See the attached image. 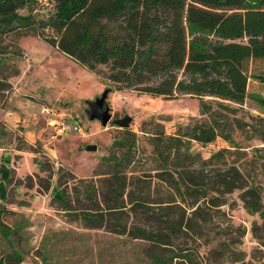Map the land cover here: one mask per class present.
<instances>
[{
	"label": "rangeland",
	"instance_id": "rangeland-1",
	"mask_svg": "<svg viewBox=\"0 0 264 264\" xmlns=\"http://www.w3.org/2000/svg\"><path fill=\"white\" fill-rule=\"evenodd\" d=\"M45 2L32 6L35 15ZM2 42L11 52L0 60V111H9L12 123L0 115V164L8 167L0 174V264H264V121L257 130L250 119L264 111L249 98L241 128L232 131L234 146L220 136L204 145H169L188 123L206 119L197 97L112 90L106 97L112 116L101 126L83 112L84 99L110 85L101 73L30 29ZM250 68L264 69V60L252 59ZM247 90L264 96L257 80ZM39 104L50 112L40 115ZM124 114L132 117L127 127L112 122ZM88 143L96 149H84ZM188 143L192 154L183 157ZM176 165L189 192L177 186ZM49 172L52 185L60 178L66 205L37 185ZM250 183L259 187L258 199L243 191ZM245 201L252 208L260 201L261 210ZM181 215L180 225L169 229L166 220ZM134 226L167 233L168 243L134 237ZM185 252L190 260L181 259Z\"/></svg>",
	"mask_w": 264,
	"mask_h": 264
},
{
	"label": "trees",
	"instance_id": "trees-1",
	"mask_svg": "<svg viewBox=\"0 0 264 264\" xmlns=\"http://www.w3.org/2000/svg\"><path fill=\"white\" fill-rule=\"evenodd\" d=\"M37 1L0 0V60L11 52L2 42L4 36L30 29L83 67L101 73L113 90L128 88L163 98L197 97L199 113L206 119L188 123L179 136L169 137V145L185 140L204 145L220 136L234 146L232 131L243 124L246 99L264 111V96L247 90L250 79L264 84V69L250 68L252 59L264 60V0H46L44 12L35 15L32 6ZM250 119L261 130L264 116ZM188 146L184 145L183 157L192 154ZM225 150L220 148L209 158ZM174 172L178 188L182 185L189 192L183 170L176 165ZM46 176L37 185L66 205L69 197L59 187L60 178L52 185L50 172ZM196 177L203 180L201 174ZM258 188L250 183L243 191L258 199ZM4 190L0 181L1 197ZM245 202L251 210H261L260 201L253 208ZM94 214L82 216L103 219L102 213ZM182 217L166 220L167 227L173 230ZM162 234L167 236L140 226L131 229L134 237L168 243ZM180 256L191 259L186 252ZM152 257L162 262L158 255Z\"/></svg>",
	"mask_w": 264,
	"mask_h": 264
},
{
	"label": "water",
	"instance_id": "water-1",
	"mask_svg": "<svg viewBox=\"0 0 264 264\" xmlns=\"http://www.w3.org/2000/svg\"><path fill=\"white\" fill-rule=\"evenodd\" d=\"M113 90L111 85H105L102 91L95 95L93 98H85L86 107L83 109L84 115L87 120H97L101 126H105L111 118L110 106L106 103L107 94ZM104 103H106L104 105ZM132 117L129 114L113 118L112 122L121 128L127 127ZM86 150H95L96 144L88 143L84 145ZM8 170L4 164H0V171Z\"/></svg>",
	"mask_w": 264,
	"mask_h": 264
},
{
	"label": "crops",
	"instance_id": "crops-1",
	"mask_svg": "<svg viewBox=\"0 0 264 264\" xmlns=\"http://www.w3.org/2000/svg\"><path fill=\"white\" fill-rule=\"evenodd\" d=\"M43 104H39V107H38V113H40V107L42 106ZM3 111V110H2ZM2 111H0V115H2V118L5 120V121H7V123H12V121H11V119H10V115H9V111H6L5 113H3ZM40 115H43V116H45L43 113H40ZM49 115H51V114H49ZM49 115H47V116H49ZM33 122H35L34 120H33Z\"/></svg>",
	"mask_w": 264,
	"mask_h": 264
},
{
	"label": "built area",
	"instance_id": "built-area-1",
	"mask_svg": "<svg viewBox=\"0 0 264 264\" xmlns=\"http://www.w3.org/2000/svg\"><path fill=\"white\" fill-rule=\"evenodd\" d=\"M40 113H43V114H47V113H49L50 112V108H48V107H46V106H41L40 107Z\"/></svg>",
	"mask_w": 264,
	"mask_h": 264
},
{
	"label": "flooded vegetation",
	"instance_id": "flooded-vegetation-1",
	"mask_svg": "<svg viewBox=\"0 0 264 264\" xmlns=\"http://www.w3.org/2000/svg\"><path fill=\"white\" fill-rule=\"evenodd\" d=\"M106 103H104V105H105Z\"/></svg>",
	"mask_w": 264,
	"mask_h": 264
}]
</instances>
